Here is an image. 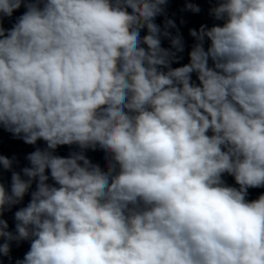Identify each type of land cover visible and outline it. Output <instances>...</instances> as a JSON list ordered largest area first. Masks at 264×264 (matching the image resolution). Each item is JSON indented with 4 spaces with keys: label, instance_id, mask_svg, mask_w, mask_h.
<instances>
[{
    "label": "clouds",
    "instance_id": "obj_1",
    "mask_svg": "<svg viewBox=\"0 0 264 264\" xmlns=\"http://www.w3.org/2000/svg\"><path fill=\"white\" fill-rule=\"evenodd\" d=\"M169 2L0 0V127L46 145L0 155V264H264V0H209L177 67Z\"/></svg>",
    "mask_w": 264,
    "mask_h": 264
}]
</instances>
